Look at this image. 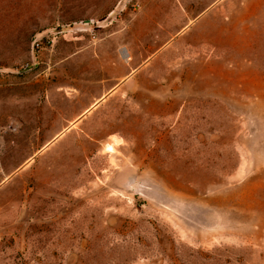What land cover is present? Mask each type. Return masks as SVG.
<instances>
[{
	"label": "rangeland",
	"instance_id": "rangeland-1",
	"mask_svg": "<svg viewBox=\"0 0 264 264\" xmlns=\"http://www.w3.org/2000/svg\"><path fill=\"white\" fill-rule=\"evenodd\" d=\"M185 18L89 132L0 131V264H264V0Z\"/></svg>",
	"mask_w": 264,
	"mask_h": 264
},
{
	"label": "crops",
	"instance_id": "crops-1",
	"mask_svg": "<svg viewBox=\"0 0 264 264\" xmlns=\"http://www.w3.org/2000/svg\"><path fill=\"white\" fill-rule=\"evenodd\" d=\"M192 1L194 13L183 8L186 0H0L2 145L22 148L15 135H51L48 144L74 129L89 132L80 124L133 86L135 55L158 52L164 23L183 15L196 21L219 2ZM35 42L42 49L35 50ZM26 62L34 64L33 72L21 71ZM25 143L38 147L36 136Z\"/></svg>",
	"mask_w": 264,
	"mask_h": 264
},
{
	"label": "built area",
	"instance_id": "built-area-1",
	"mask_svg": "<svg viewBox=\"0 0 264 264\" xmlns=\"http://www.w3.org/2000/svg\"><path fill=\"white\" fill-rule=\"evenodd\" d=\"M95 32H96V30L94 29V30H91V33H92V36H91V38L93 39V40H96V35H95ZM42 44L41 43H39V42H35L34 43V49L35 50H40V49H42ZM35 70V67H34V64L32 63V62H26V63H24L23 65H22V67H21V71H29V72H33Z\"/></svg>",
	"mask_w": 264,
	"mask_h": 264
},
{
	"label": "bare ground",
	"instance_id": "bare-ground-1",
	"mask_svg": "<svg viewBox=\"0 0 264 264\" xmlns=\"http://www.w3.org/2000/svg\"><path fill=\"white\" fill-rule=\"evenodd\" d=\"M126 51V50H125ZM124 50H123V52H125ZM125 54V53H124ZM109 148H111V146H108Z\"/></svg>",
	"mask_w": 264,
	"mask_h": 264
}]
</instances>
